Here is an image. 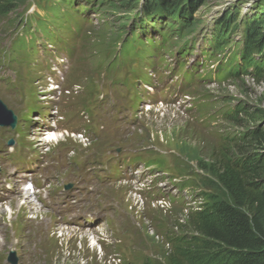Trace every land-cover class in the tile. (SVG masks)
<instances>
[{
	"label": "rangeland",
	"instance_id": "rangeland-1",
	"mask_svg": "<svg viewBox=\"0 0 264 264\" xmlns=\"http://www.w3.org/2000/svg\"><path fill=\"white\" fill-rule=\"evenodd\" d=\"M52 1L55 0H15L0 15V99L17 116L14 129L0 127V185L9 171L6 157L12 152L26 154L27 158H31L30 153L35 155L40 164L38 172L50 183L29 199L20 195L0 205V264H10L6 257L13 249L19 257L18 264H136L145 257L159 259L162 245L168 244L166 235L177 233L176 222L184 218L190 204L194 205L196 193L204 190L199 182L181 186L183 179L197 180V161L190 156L206 158L209 145L214 143L209 139L214 140L218 134L238 135L257 125L264 127V120L255 123L238 110H264V74L255 78L238 72L222 80L186 81L188 96L180 104L149 109L148 94L136 88L143 64L132 59H140L143 54L129 53L125 62L115 60V66H108L113 55L119 53V42L124 36L117 38L119 24L127 14L124 6L117 10L104 6L108 0H94L88 4V10L78 14L80 39L70 41V35L65 34L74 47L77 44L81 60L69 63L65 86L70 91L52 100L43 86L45 72L35 67L43 63L39 32L46 28L44 20L53 10L47 5ZM145 1L131 5V20L124 31L135 29L140 34L150 29L146 28L147 15L142 11ZM81 2L85 1L75 2L74 6ZM36 7L40 9L39 15ZM227 11L243 20L244 15L264 13V0H207L197 10L188 8L182 12L189 15L187 21H197L195 30L187 37L193 40L188 45L193 51L182 57L186 64L191 59L195 61L202 49L211 51L205 39L214 35L217 19ZM76 15H71L70 23L79 26ZM135 16L139 17L136 27L132 24ZM38 17L42 20L37 21ZM231 34L236 41L241 39L240 29ZM17 35H27L25 39L30 36L31 48ZM43 35L51 36L47 32ZM150 35L157 36L147 32L143 37ZM138 39V48L143 49L145 40ZM180 40L169 38L162 52L172 54L157 68L147 70H155V75L147 80L157 81L162 87L159 91L171 84L175 74L179 75L176 70L167 78L163 72L180 59ZM15 41H20L21 47L16 57ZM145 45L154 54L160 53L151 42ZM34 57L35 61L41 60L32 63ZM215 61L210 59L202 74L214 69ZM141 73L145 75L144 71ZM130 82L132 86L128 88ZM144 84L150 92L151 84ZM35 105L52 108L50 115L58 113L52 118L56 121V128L50 132L54 137L39 131L38 122L42 121L37 109L34 111ZM230 109L232 114H227ZM235 111L240 118L238 124L230 118ZM124 155L143 162L144 170L135 184L119 177L110 181L112 175L107 169L113 171L112 161L117 165ZM87 159L94 161L89 171L84 167ZM76 165L79 167L75 168ZM180 169H186L188 176H180ZM105 175L109 177L104 178ZM66 182L73 185L69 198L61 194ZM156 192L161 196L154 199ZM77 198L80 206L75 205ZM171 198L182 202L170 201ZM102 207L107 208L101 213L104 221L93 227L68 222L70 216L82 217Z\"/></svg>",
	"mask_w": 264,
	"mask_h": 264
},
{
	"label": "trees",
	"instance_id": "trees-1",
	"mask_svg": "<svg viewBox=\"0 0 264 264\" xmlns=\"http://www.w3.org/2000/svg\"><path fill=\"white\" fill-rule=\"evenodd\" d=\"M14 1L0 0V15ZM206 1L146 0L142 8L150 18L162 12L165 16L180 19L181 16L187 18V14L182 13L186 9L197 10ZM138 2L108 0L104 6L119 10L123 5L128 13L132 10L131 5ZM62 3L69 7L72 0H62ZM79 7L83 11L87 5ZM52 8V13H57L58 8ZM129 18L130 15L122 19L120 29L125 28ZM155 20L159 17L156 16ZM186 22V32L195 28V20ZM216 28L219 50L227 46L231 32L238 29L242 32L238 48L232 50L233 60L239 57L238 63L228 74L236 75L237 68L252 73L255 78L264 74V13L244 15L242 20L227 11L217 19ZM238 110L255 123L264 120L263 109L250 111L239 107ZM227 114H232V110ZM237 115L235 111L230 118L238 124L240 118ZM209 141L214 143H208L206 158L190 156L191 160L197 161V180L192 178L182 185H198L199 182V186L204 187L196 193L200 198L199 205L189 208L184 218L176 222L177 233L166 235L168 244L162 245L161 257H146L141 264H264V127L257 125L238 135L218 134ZM180 171L183 175L189 173L186 169Z\"/></svg>",
	"mask_w": 264,
	"mask_h": 264
},
{
	"label": "water",
	"instance_id": "water-1",
	"mask_svg": "<svg viewBox=\"0 0 264 264\" xmlns=\"http://www.w3.org/2000/svg\"><path fill=\"white\" fill-rule=\"evenodd\" d=\"M15 122L16 117L13 112L0 100V125H10L14 127Z\"/></svg>",
	"mask_w": 264,
	"mask_h": 264
},
{
	"label": "clouds",
	"instance_id": "clouds-1",
	"mask_svg": "<svg viewBox=\"0 0 264 264\" xmlns=\"http://www.w3.org/2000/svg\"><path fill=\"white\" fill-rule=\"evenodd\" d=\"M247 75H251V76L255 77L252 73H247ZM169 107H171V106H169ZM199 199H200V198H199ZM187 208H188V209H187V211H188L190 207H187ZM187 211H186V212H187Z\"/></svg>",
	"mask_w": 264,
	"mask_h": 264
},
{
	"label": "bare ground",
	"instance_id": "bare-ground-1",
	"mask_svg": "<svg viewBox=\"0 0 264 264\" xmlns=\"http://www.w3.org/2000/svg\"><path fill=\"white\" fill-rule=\"evenodd\" d=\"M49 135H52V137H54V136H55V134H49ZM27 199H29V196H27Z\"/></svg>",
	"mask_w": 264,
	"mask_h": 264
}]
</instances>
